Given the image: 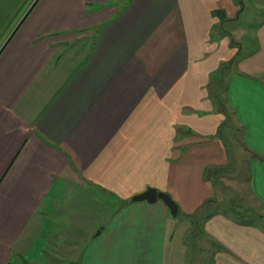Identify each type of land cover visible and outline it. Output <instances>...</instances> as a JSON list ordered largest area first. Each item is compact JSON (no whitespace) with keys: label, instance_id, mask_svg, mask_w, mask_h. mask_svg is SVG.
Returning <instances> with one entry per match:
<instances>
[{"label":"crops","instance_id":"0c3cea01","mask_svg":"<svg viewBox=\"0 0 264 264\" xmlns=\"http://www.w3.org/2000/svg\"><path fill=\"white\" fill-rule=\"evenodd\" d=\"M23 1L0 0V264L36 258L69 206L101 204L88 188L119 206L70 220L63 264H185L187 221L209 205V264H264L263 218L225 205L227 150L208 139L227 111L247 153L238 185L264 209V17L242 70L212 37L257 0ZM148 189L177 216L133 201Z\"/></svg>","mask_w":264,"mask_h":264},{"label":"rangeland","instance_id":"374dc122","mask_svg":"<svg viewBox=\"0 0 264 264\" xmlns=\"http://www.w3.org/2000/svg\"><path fill=\"white\" fill-rule=\"evenodd\" d=\"M30 1L31 0H27L26 2L23 1L22 11H24L26 7H30ZM256 3L257 6H252V9H249V16H244L241 23L228 25L226 26L225 30H219L218 32H214V34H212L213 39L219 40V44H221V41L225 42L230 40L227 44V46H229L228 48L230 49V56L232 57L230 67L233 66L232 69L235 71L242 70L240 61H237L239 55L242 54V56L246 58H249L251 56L255 43V31H253L255 28V23L260 21L262 17H264V0H257L254 4ZM233 61H235L234 65H232ZM220 73L221 71L219 72V74ZM218 103L219 102L217 101L215 109L216 111L218 110V113H220V103ZM221 113L226 116V119L224 120V123L221 124L219 131L220 135L218 133L212 134V136H208V139L214 140L215 138L219 137L224 143L227 150L228 162L224 167H222V174L221 172L218 174L222 176L225 181L227 180V183L231 184V191H229V188H227L226 193L223 194L225 195V200H227L231 204L225 205L233 206L235 211H237L244 219L251 218L250 220H257V218L255 217H258L259 220V218H263V221L260 222V225L264 226V209L253 204L254 199H252L250 196L248 186L246 187L244 185H238V183H245L244 181L246 180V177L248 175L247 153L245 149H243V139L241 133L240 131H238L237 126H235L233 122V118H230L227 111L223 112L222 110ZM234 182H236L237 184H232ZM85 196L87 197V201L90 199V196L94 198L99 197V199L97 198V201L101 204H89V202H87L88 204H81V210L74 209L69 206V208L64 211V214L66 213V215L64 216V218H61L63 219L64 225H62L61 223H56L53 226L55 238L48 242H39L38 248L36 249L38 252L37 257L35 258V256H31L25 258L24 260L22 259L21 264H63V262L67 258L65 256V251L70 248L67 249V245L64 243L65 241L62 240L60 236L64 234L67 235L68 233L71 234L72 230H75V223L74 225L71 224L72 226H70L69 228L64 229L66 225L70 224V220H76L78 222V214L80 212L82 215V226L88 228L89 226L91 227L93 225H97V223H103V220L105 219L98 215L99 209L95 208L96 206H102L100 209L102 215L105 213V205L109 206L113 210L117 206H119L118 202L117 206L114 205V203H111L110 200L112 198H109V195L104 193L102 194L93 188H88L86 190ZM55 207H57L56 204ZM212 208H215V205H209L203 207L202 209H199L197 212V214L199 215L195 216L197 218L192 217L187 221V224L190 225H188L189 231L185 237V245L183 246V260L185 261V264H209L211 260L212 250L209 241H207V238H205L200 233V229L203 224L202 219L199 217H201L200 215H203L204 213L207 214L212 211ZM180 216H182V214H180ZM74 232L78 231L75 230ZM82 232H84L85 237H88V235H90V233L88 232Z\"/></svg>","mask_w":264,"mask_h":264},{"label":"water","instance_id":"95a60500","mask_svg":"<svg viewBox=\"0 0 264 264\" xmlns=\"http://www.w3.org/2000/svg\"><path fill=\"white\" fill-rule=\"evenodd\" d=\"M158 199L162 200L168 206L173 216H177L179 211L178 204H176L167 194H161L155 189H148L144 193L133 197V201L136 202L147 201L149 203H153L157 202Z\"/></svg>","mask_w":264,"mask_h":264}]
</instances>
